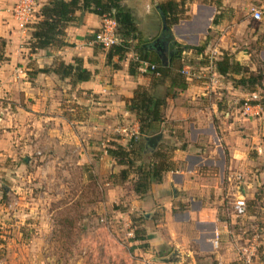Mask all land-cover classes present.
<instances>
[{
	"label": "crops",
	"instance_id": "0c3cea01",
	"mask_svg": "<svg viewBox=\"0 0 264 264\" xmlns=\"http://www.w3.org/2000/svg\"><path fill=\"white\" fill-rule=\"evenodd\" d=\"M48 1L38 0V8ZM122 1L132 11L142 37L150 44L161 37L163 22L157 3L162 0ZM211 8L194 2L190 4V18L171 27L177 43L205 46L203 53L185 51L183 58L187 59V65L193 70L197 65L198 70L187 79L185 89L175 97L166 98L162 108L163 121L159 129L165 132L170 128H183L185 137H162L155 147L144 137L152 160L161 151V144L170 138L173 147L168 159L174 162V168L164 171L161 181L152 182L146 193L138 195L133 187L129 196L130 212L143 216L141 227L146 239H132L135 244L139 243L134 247L136 261L143 264H234L237 259L249 257L260 244L264 246L262 223L253 235L248 227L251 220L264 222V207L259 206L258 216L248 212L247 204L246 214L237 216L227 206L234 203L230 196L236 178L246 185V188L239 187L244 199L250 198L248 189L254 181L248 176L244 139L210 137L211 133L206 132L218 113L217 105L208 102L206 94L220 84L222 78L217 73V82L213 84L211 75L215 68L208 69L201 62L203 54L217 52L215 41L202 42L212 28ZM101 27L102 17L76 11L65 28L66 46L31 52L28 47L30 28L21 29L9 11L7 0H0V39L5 41L0 53V137H15L9 141L20 145H25L22 137H47L53 146L48 158L54 166L64 147L71 150L81 164H100L104 166L101 168L104 173L120 170L121 165L107 153V148L111 147L109 142L127 146L123 143L125 138L116 139L115 135L126 132L127 127L121 125L125 119L133 122V130L138 133V122L126 109V100L132 97L138 85L148 86L153 76L143 61L136 68L137 72L130 74L129 62L135 60L133 51L119 62V68L108 65L107 50L94 40ZM149 50L151 60L158 57L155 49L149 47ZM75 57L92 72L88 81L72 85L68 79L41 71L59 60L72 63ZM214 59L219 57L214 56ZM161 88L165 89L161 85L157 91ZM13 125L16 129L8 130ZM99 145L103 149L100 156L97 154ZM54 168L57 170L58 166ZM105 185H108L107 203L114 202L115 194L123 185L120 182ZM65 189H70L69 183L65 182ZM20 190L23 196L19 198L20 203L24 204L25 192ZM170 258L173 261H164Z\"/></svg>",
	"mask_w": 264,
	"mask_h": 264
},
{
	"label": "rangeland",
	"instance_id": "374dc122",
	"mask_svg": "<svg viewBox=\"0 0 264 264\" xmlns=\"http://www.w3.org/2000/svg\"><path fill=\"white\" fill-rule=\"evenodd\" d=\"M194 2L210 5L213 11L212 28L202 42L212 40L218 46L217 52L203 54L204 66H208L211 59L215 61L214 56L228 55L259 80L254 84L234 86L230 79L222 77L220 84L206 94L207 101L214 102L218 110L206 132L211 133L210 137L244 139L248 176L254 181L248 189L250 198L245 199V203L246 207L249 205V213L260 216L258 208L264 207V78H261L264 71V0H193L186 3L182 19L190 18V4ZM253 8L262 13L261 20L252 19ZM184 60L183 69L192 76L198 66L193 70L187 65V59ZM234 77L240 76L234 74L228 78ZM163 90L159 89L158 93L162 94ZM244 103L258 105L255 108L258 114H243ZM121 125L127 127L126 132L115 134L116 139L123 137L126 144L131 138L139 139L132 121L125 119ZM12 128L16 126H9L8 130ZM159 133L162 137H185L183 128H170L165 132L157 129L146 137ZM14 138L0 137V264H143L136 261L134 247L139 243L132 240L134 231L142 229L143 216L130 212L129 196L133 192L134 179L138 178L137 169H147L151 163L170 155L173 147L170 138L161 144L160 157L153 160L147 153V142L141 138L139 143L143 149L140 155H132L129 177L125 181L119 172L126 166H121L116 173H104L101 171L104 166L81 164L75 154L64 147L54 166L48 158L53 146L47 137H22L25 145L9 141ZM109 143L113 148L119 144ZM134 143L137 150L138 144L134 146ZM102 152V145H99L98 156ZM240 181V178L234 180L232 202L244 199L239 187L246 188V185ZM65 182L70 189H65ZM118 182L123 186L115 194L114 202L107 203L108 185L105 184L111 186ZM19 190L25 192L24 204L20 203L19 198L23 196ZM258 201L261 202L258 204ZM227 206L233 210L232 203ZM261 223L264 228V222L251 220L248 223L251 235ZM234 264H264L263 244L249 257L237 259Z\"/></svg>",
	"mask_w": 264,
	"mask_h": 264
},
{
	"label": "trees",
	"instance_id": "16d2710c",
	"mask_svg": "<svg viewBox=\"0 0 264 264\" xmlns=\"http://www.w3.org/2000/svg\"><path fill=\"white\" fill-rule=\"evenodd\" d=\"M191 1L193 0H162L157 3L162 22L166 26V29L162 31L167 46V63L165 65L161 63L159 57L154 60L149 57L152 53L149 50L150 41L142 37L132 11L123 4L122 0H49L39 7L36 20L27 24V27L30 28L28 47L31 52H36L54 46L67 45L64 41L65 28L74 19L76 11L91 12L100 17H111L116 21V34L120 38V42L107 49L106 63L117 69L119 62L126 57L127 53L133 51L135 60L129 62L130 74L137 72L136 68L141 61L156 66L155 70H148L153 76L150 84L148 86L138 85L132 97L126 100V109L134 114L138 122L139 139H129L127 146L118 144L114 148H107V153L118 164L126 166L119 172L122 180H126L129 176V166L133 161L132 155L141 154L143 145L139 143V140L153 135L157 129L159 130V124L163 121L162 108L166 103V98L168 96L175 97L180 90L187 87V79L182 72L185 51L195 50L197 53L204 51V44L199 46L181 45L172 36L171 27L182 20V14L185 12L184 7L187 2ZM215 22L216 20L213 19V23ZM4 45L5 41L0 39V53L3 51ZM114 59L116 62H113ZM213 64L220 77L230 79L234 86L244 85L247 82L253 84L259 82L253 73H249L243 65L228 55H222L213 61ZM41 71L52 72L60 79H68L72 85L88 81L92 77V72L84 68L81 59L77 57L73 59L72 63L66 64L59 60L51 67L43 68ZM234 74L240 77L238 79L228 78ZM261 78H264V71ZM161 85L165 89L162 94H159L157 89ZM134 142L138 144L137 150L133 147ZM158 157H160L159 152L156 153V158ZM173 168L174 162L168 157L151 163L147 169L139 167L137 169L138 178L134 182V191L138 195L146 193L152 182H160L162 173ZM133 238L145 240L146 236L142 229H136Z\"/></svg>",
	"mask_w": 264,
	"mask_h": 264
},
{
	"label": "built area",
	"instance_id": "2783aa9c",
	"mask_svg": "<svg viewBox=\"0 0 264 264\" xmlns=\"http://www.w3.org/2000/svg\"><path fill=\"white\" fill-rule=\"evenodd\" d=\"M9 11L12 17L16 20L17 25L21 29H25L27 24L36 20V13L38 11V2L37 0H7ZM251 17L255 21H259L262 18V13L257 9H252ZM94 40L100 45V47L104 50L109 49L111 46L120 42V38L116 34V21L107 16L102 17V27L101 29L95 33ZM145 65L147 70L153 71L156 66L154 64H149L147 62H142ZM214 67L212 59L208 65V69ZM214 69V68H213ZM213 75H211V82L215 84L218 79V74L216 70ZM186 77V79L190 78L189 72L187 69H183L182 71ZM157 74V72H156ZM256 106V105H255ZM255 106H251L248 103H244L243 106V114H258L257 111H253ZM233 213L237 216H242L246 214V203L245 199L235 200L233 203Z\"/></svg>",
	"mask_w": 264,
	"mask_h": 264
},
{
	"label": "water",
	"instance_id": "95a60500",
	"mask_svg": "<svg viewBox=\"0 0 264 264\" xmlns=\"http://www.w3.org/2000/svg\"><path fill=\"white\" fill-rule=\"evenodd\" d=\"M163 31L166 29V26L165 24H163ZM150 48L152 49H155V51L157 52L158 54V57L160 58V61L163 65H165L167 63V46H166V43L164 42V35H163V32H162V35L160 38L154 40L150 46ZM162 138V134L159 133L157 135H154V136H151V137H147L146 138V141H148V143L155 147L156 144L158 143V141ZM164 261L166 262H171L173 261L171 258L170 259H164Z\"/></svg>",
	"mask_w": 264,
	"mask_h": 264
}]
</instances>
